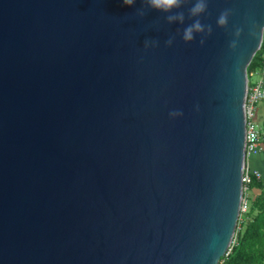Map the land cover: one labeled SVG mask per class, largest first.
Returning <instances> with one entry per match:
<instances>
[{
  "label": "water",
  "instance_id": "95a60500",
  "mask_svg": "<svg viewBox=\"0 0 264 264\" xmlns=\"http://www.w3.org/2000/svg\"><path fill=\"white\" fill-rule=\"evenodd\" d=\"M197 2L0 0V264H220L264 0Z\"/></svg>",
  "mask_w": 264,
  "mask_h": 264
},
{
  "label": "trees",
  "instance_id": "16d2710c",
  "mask_svg": "<svg viewBox=\"0 0 264 264\" xmlns=\"http://www.w3.org/2000/svg\"><path fill=\"white\" fill-rule=\"evenodd\" d=\"M262 49L251 63L248 73H253L262 66ZM261 193L252 197L250 209L242 214L236 233V244L231 254L224 257L223 264H264V172L261 179H253L251 192Z\"/></svg>",
  "mask_w": 264,
  "mask_h": 264
},
{
  "label": "built area",
  "instance_id": "2783aa9c",
  "mask_svg": "<svg viewBox=\"0 0 264 264\" xmlns=\"http://www.w3.org/2000/svg\"><path fill=\"white\" fill-rule=\"evenodd\" d=\"M251 77L257 78L253 84L251 83ZM248 85L249 88L245 104L247 160L243 174L244 198L242 199L241 216L250 209L252 200L251 185L253 179L262 178V172L252 166L251 159L259 155H264V126L261 127L255 122L258 105L264 103V53L262 55V66L253 73H248ZM235 244L236 237L225 257L231 254ZM220 264L223 263L220 262Z\"/></svg>",
  "mask_w": 264,
  "mask_h": 264
},
{
  "label": "clouds",
  "instance_id": "9594fccd",
  "mask_svg": "<svg viewBox=\"0 0 264 264\" xmlns=\"http://www.w3.org/2000/svg\"><path fill=\"white\" fill-rule=\"evenodd\" d=\"M124 7H133L135 0H122ZM182 0H148V4L151 8L156 11H161L164 13H170L174 9L180 7ZM206 5L204 0H198L196 5L192 9V15L199 16L205 11ZM174 19V18H173ZM179 19L183 21V16H180ZM226 24V17L221 16L218 20L219 26H224ZM203 27L199 21H197L193 26L188 27L184 32V40L186 42H191L194 38V33H202Z\"/></svg>",
  "mask_w": 264,
  "mask_h": 264
},
{
  "label": "rangeland",
  "instance_id": "374dc122",
  "mask_svg": "<svg viewBox=\"0 0 264 264\" xmlns=\"http://www.w3.org/2000/svg\"><path fill=\"white\" fill-rule=\"evenodd\" d=\"M257 80L256 77H251V83H255V81ZM255 122L259 125V126H264V103L259 104L258 108H257V115H256V119ZM255 158L251 159V162L254 161ZM261 192L258 190L252 191V197H256L260 194Z\"/></svg>",
  "mask_w": 264,
  "mask_h": 264
},
{
  "label": "crops",
  "instance_id": "0c3cea01",
  "mask_svg": "<svg viewBox=\"0 0 264 264\" xmlns=\"http://www.w3.org/2000/svg\"><path fill=\"white\" fill-rule=\"evenodd\" d=\"M254 158V161L251 162L252 166L261 172H264V155H259Z\"/></svg>",
  "mask_w": 264,
  "mask_h": 264
}]
</instances>
